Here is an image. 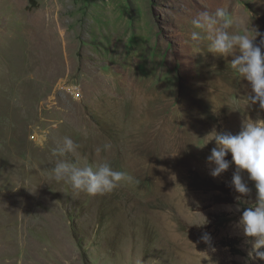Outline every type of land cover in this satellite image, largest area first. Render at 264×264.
<instances>
[{"label": "rangeland", "instance_id": "1", "mask_svg": "<svg viewBox=\"0 0 264 264\" xmlns=\"http://www.w3.org/2000/svg\"><path fill=\"white\" fill-rule=\"evenodd\" d=\"M37 2L0 0V264H245L237 209L255 189L246 173L249 195L228 186L234 165L212 178L205 143L264 112L190 33L226 7L230 34H264V0ZM65 136L132 180L96 196L56 181Z\"/></svg>", "mask_w": 264, "mask_h": 264}, {"label": "clouds", "instance_id": "2", "mask_svg": "<svg viewBox=\"0 0 264 264\" xmlns=\"http://www.w3.org/2000/svg\"><path fill=\"white\" fill-rule=\"evenodd\" d=\"M229 15L226 7H219L214 13L203 10L191 20L193 31L190 39L199 42L207 39L208 52L218 57H232L229 62L250 91L246 94L248 104L257 105L264 112V34L257 29H245L243 33L230 34L226 29L230 21L221 25L220 21ZM199 30V31H197ZM204 33L205 36H201ZM259 36V44L254 43ZM207 142L215 141L206 162L212 165L210 176L219 177L231 165L235 166L229 187L236 193L247 196L251 192L242 174L253 183L255 189V204L252 207L237 209L241 211L238 226L242 230L245 242L250 245L247 250L245 264L252 261H264V119H248L242 124L238 134L217 133L215 130L206 136ZM80 146L74 140L65 136L52 150V155L60 157L51 176L56 181L69 183L77 193L84 192L90 196L104 195L120 185L122 181H131L126 172L115 170L106 159L89 162L87 156H81L77 149ZM104 149L111 146L105 144ZM102 149L96 148L97 155ZM231 154V160L225 157ZM72 154L75 160L65 157ZM208 242L210 237L205 234L201 238Z\"/></svg>", "mask_w": 264, "mask_h": 264}, {"label": "built area", "instance_id": "3", "mask_svg": "<svg viewBox=\"0 0 264 264\" xmlns=\"http://www.w3.org/2000/svg\"><path fill=\"white\" fill-rule=\"evenodd\" d=\"M71 92L75 96H81V88L77 86H71Z\"/></svg>", "mask_w": 264, "mask_h": 264}, {"label": "trees", "instance_id": "4", "mask_svg": "<svg viewBox=\"0 0 264 264\" xmlns=\"http://www.w3.org/2000/svg\"><path fill=\"white\" fill-rule=\"evenodd\" d=\"M38 2H37V0H28V4H29V8L30 9H34V8H36L37 6H38V4H37Z\"/></svg>", "mask_w": 264, "mask_h": 264}]
</instances>
